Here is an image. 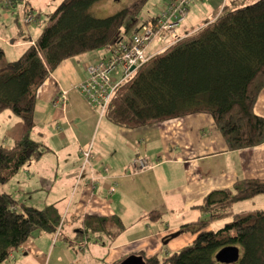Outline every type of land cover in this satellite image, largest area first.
Listing matches in <instances>:
<instances>
[{"label":"crops","instance_id":"1","mask_svg":"<svg viewBox=\"0 0 264 264\" xmlns=\"http://www.w3.org/2000/svg\"><path fill=\"white\" fill-rule=\"evenodd\" d=\"M62 1L19 0L11 5L10 0H0V3L6 8V18H10V9L18 5L22 13L25 4L36 13H46L36 9L42 11L41 8L48 7L51 14ZM167 2L161 3L160 7ZM252 2L254 0H200L191 6L176 34L182 41L213 22L225 10ZM159 8L150 16L159 15L162 11ZM131 25L124 36H120L121 40L130 37L140 22ZM23 32L11 28L10 48L15 55H21L40 35L30 40L25 37L20 42L19 35ZM1 33L5 32H0V39L7 43ZM103 54H106L105 49H94L67 58L39 86L32 137L43 144L46 151L14 175L21 176L15 181L21 196L41 190L46 197L45 201L39 202L45 206L54 204L61 213L63 240L79 249L64 264H93V259L102 264H113L141 251L147 257L168 255L170 251L175 252L193 242L196 235L181 230V226L203 221L209 216L203 205L211 192L232 189L238 180L244 178L264 179V142L230 148L210 113H189L136 127L121 126L106 116H100L78 91L77 85L87 76L86 65L99 61ZM74 59L81 63L78 74L73 73ZM70 65L72 70L68 74L65 66L69 68ZM63 91L66 92L65 102L61 98ZM253 110L256 115L264 117V86ZM87 150L91 152L88 161L83 154ZM137 155L145 157L150 167L134 171L133 161ZM2 191L9 192L18 201V207L20 203L26 204V198L20 202L17 195ZM259 198L264 200V194L248 200L256 202ZM234 204L235 213L264 210L262 205L237 211ZM88 215L118 216L124 228L112 237L107 231H89L86 236L90 239L85 235L78 236ZM227 220L232 218L215 220L208 228L216 229L214 225ZM67 232L73 235L70 237ZM60 236L58 233L41 236L36 247L47 249L50 241ZM89 248L96 254L89 253ZM21 250L28 255L24 259L11 254L17 264H44L43 260H35L24 245ZM62 261L63 258L59 257L54 264H62Z\"/></svg>","mask_w":264,"mask_h":264},{"label":"trees","instance_id":"2","mask_svg":"<svg viewBox=\"0 0 264 264\" xmlns=\"http://www.w3.org/2000/svg\"><path fill=\"white\" fill-rule=\"evenodd\" d=\"M18 1L10 0V4ZM98 1L63 0L50 14L51 23L16 59L6 60L0 44V113L8 109L21 116L24 128L11 147L0 142L1 183L46 151L32 131L36 91L50 72L67 58L118 42L127 18L131 16L130 24L137 20L135 16L147 0L131 1L102 18L90 11ZM263 86L264 0H255L225 10L190 37L155 54L116 91L105 116L115 124L136 127L207 112L215 118L230 148L250 147L264 142V117L253 110ZM258 194H264V179L244 178L232 189L215 190L203 205L209 216L181 226L196 235L193 242L165 257H147L141 251L113 264L132 255L140 256L143 264H228L216 259V253L228 245L238 246L241 253L240 260L231 264H264V210L235 213L232 208L234 202ZM18 206L10 193L0 191V263L10 259L37 231L63 235V218L54 204ZM227 217L232 220L220 228H208ZM84 225L78 236L107 231L112 237L124 228L118 216L88 215Z\"/></svg>","mask_w":264,"mask_h":264},{"label":"rangeland","instance_id":"3","mask_svg":"<svg viewBox=\"0 0 264 264\" xmlns=\"http://www.w3.org/2000/svg\"><path fill=\"white\" fill-rule=\"evenodd\" d=\"M131 1L134 3L136 0H100V1L96 2L94 5H92L90 11L94 16L102 18V17L110 15L111 14L110 10H115V12L119 11L120 9H122V7H124L125 5L130 3ZM167 1L168 0H147L144 3L142 9H140L139 13L135 16L137 18V20L132 21L131 24L137 25L140 22V25H142L144 23H147V22H144V21H146V18H148L151 14H153V12H157L161 3L167 2ZM99 3H100V5H99ZM4 7H3L2 3H0V24L2 26H8V27L3 28L0 25V32H5V33H1V35H3L6 38V40H8V42L6 43L5 41L0 39V44L3 45L5 48L6 60H13V59L18 58L20 56V54L18 53V55H15V53H13V51L10 48V41L12 40L9 37V36H12V35H10L11 34V28L15 29V30H21L22 29L24 31L23 34L19 35V38H20L19 41L20 42H22L25 39V37L27 40L32 39V37L36 38L41 33L44 26H46L48 23H51V19H50L51 10L48 7H44V8H41L42 11H39L35 8V6H33V8H35L37 12L46 11V13H38L40 15L38 18L36 16L38 14L35 11H33L32 9H30V7L25 5V4H24V12L23 13L21 12V8L19 7V5H18V7H13V8H11V6L9 5L8 8H11L9 11L11 17L6 18V16H5L6 15V8H4ZM162 7L163 6H161L160 8L162 9ZM7 10H9V9H7ZM131 19H132L131 16H129L127 18V20L125 21V24L123 25V27L120 31V35L124 36L125 30L127 28H130L131 26H133L130 24ZM148 19H150V18H148ZM151 20L152 19H150L149 21H151ZM1 21H3L4 24ZM137 21H139V22H137ZM165 41L166 40H164L163 36L160 34L157 38L150 41L149 45L146 48L147 49L146 52L149 54V53L155 52L156 50H159L160 48H162L166 44ZM96 49L104 50L105 47L103 46V47H99ZM73 62L75 63V66L73 68V73L78 74L79 68L81 67V65H80L81 63L76 62L75 59L73 60ZM82 64H83V62H82ZM65 67H66L65 71L68 74H70V72L72 70V65H70L69 68L67 66H65ZM127 88H128V86L123 89L124 92L127 90ZM23 130H24L23 119L21 116L16 115L14 113H11L8 110H5V111L0 113V141H1V143L4 142L6 146H11L14 143L15 138H17L21 134H23L22 133ZM20 177L21 176L18 175V176H14L13 178H11L10 180H8L5 183L0 182V191L7 190V191L12 192V194L18 196L20 202L22 199L24 200V198H26L25 199L26 204L33 205L37 208L44 207L45 205H43V203L41 204L39 201H42V202L45 201V197H46L45 192L42 193L41 190H37L31 194L27 193V194H24L22 196L18 193V191L16 189L17 185L15 184V181L17 179H20ZM261 197H263V196H261ZM263 201L264 200H262V198H259V200H256V202H253V200H248V199L243 200V201L241 200V201L235 202L234 207H235V210H237V211L241 210L242 208H254V207L264 205ZM240 205H242L243 207H240ZM226 222H228V220L225 221V223ZM229 222H230V220H229ZM225 223L214 225V228H216V229L220 228ZM47 234H50V233L47 231L46 232L37 231L32 236L28 237L27 240H25L22 244V246L24 245L26 247V250L32 254V256L35 260H38V261L43 260L44 264H54L55 259L61 257V258H63L62 264H64L70 260L69 258H70L71 254H76L79 251L77 246H75V247L69 246V244L63 240L62 236L57 237V240H55V241L51 240L47 249H40L39 247H36L37 243L42 240L41 236H45ZM67 234L70 237L73 235L71 232H67ZM187 244H189V243H187ZM21 247L19 248L18 251L16 250L14 253L24 259L28 255L24 254V251L21 250ZM37 248H38V250H37ZM88 252L89 253L92 252L93 254H96V252L91 251L90 248H89ZM173 252L174 251H170L169 254H171ZM165 255H163L162 257H165ZM92 261H93V264H102L101 261L98 262L95 259H93ZM0 264H17V262L14 261L12 259V257L10 256V259H7V260L1 262Z\"/></svg>","mask_w":264,"mask_h":264},{"label":"built area","instance_id":"4","mask_svg":"<svg viewBox=\"0 0 264 264\" xmlns=\"http://www.w3.org/2000/svg\"><path fill=\"white\" fill-rule=\"evenodd\" d=\"M198 1L200 0H169L154 19L142 24L130 37L109 43L105 47L106 54L99 61L86 65L87 76L77 85V89L100 116L106 115L116 91L155 55L146 52L150 41L160 34L166 41L171 39L167 42V47L181 40L176 34L177 27L184 22L191 6ZM61 98L65 102V91ZM83 154L88 161L90 150ZM133 167L134 171L143 170L150 167V163L145 157L137 155Z\"/></svg>","mask_w":264,"mask_h":264},{"label":"water","instance_id":"5","mask_svg":"<svg viewBox=\"0 0 264 264\" xmlns=\"http://www.w3.org/2000/svg\"><path fill=\"white\" fill-rule=\"evenodd\" d=\"M240 256V248L236 245L225 246L216 253L218 261L228 264L238 262ZM121 264H143V259L140 256L132 255L127 257Z\"/></svg>","mask_w":264,"mask_h":264},{"label":"clouds","instance_id":"6","mask_svg":"<svg viewBox=\"0 0 264 264\" xmlns=\"http://www.w3.org/2000/svg\"><path fill=\"white\" fill-rule=\"evenodd\" d=\"M141 25H138V27H137V29L140 27ZM137 29L134 31V33L137 31ZM121 36V35H120ZM119 36V40H121V37ZM124 39V38H123ZM118 40V41H119ZM112 43V42H111ZM167 44V43H166ZM149 45V44H148ZM175 45V44H174ZM173 46V45H172ZM106 47V46H105ZM166 47H167V45H166ZM164 47L163 49H161V50H159L158 52H156V53H154V54H158V53H160V52H162V51H164V50H166L167 48H169V47ZM166 48V49H165ZM154 54H152V55H154ZM147 64V63H146ZM145 64V65H146Z\"/></svg>","mask_w":264,"mask_h":264},{"label":"bare ground","instance_id":"7","mask_svg":"<svg viewBox=\"0 0 264 264\" xmlns=\"http://www.w3.org/2000/svg\"><path fill=\"white\" fill-rule=\"evenodd\" d=\"M168 2H169V1H168ZM168 2H167V3H168ZM167 3H166V4H167ZM166 4H165V5H166Z\"/></svg>","mask_w":264,"mask_h":264}]
</instances>
